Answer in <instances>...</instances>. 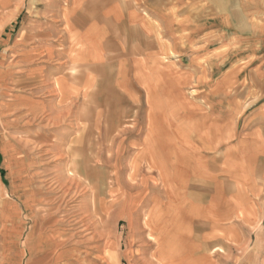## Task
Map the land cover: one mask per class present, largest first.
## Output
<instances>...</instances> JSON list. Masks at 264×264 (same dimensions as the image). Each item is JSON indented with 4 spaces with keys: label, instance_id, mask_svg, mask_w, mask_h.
Returning a JSON list of instances; mask_svg holds the SVG:
<instances>
[{
    "label": "crops",
    "instance_id": "obj_1",
    "mask_svg": "<svg viewBox=\"0 0 264 264\" xmlns=\"http://www.w3.org/2000/svg\"><path fill=\"white\" fill-rule=\"evenodd\" d=\"M0 44V264L76 258L75 248L56 253L45 189L48 173L67 171V155L99 156L77 143L98 135L103 107L144 109L107 120V132L141 126L132 157L158 173L177 207L176 229H155L145 214L158 246L151 261L196 264L174 248L191 223L204 234L222 221L216 233L235 244L259 230L258 183L233 173L264 171V0H0ZM211 196L223 199L220 215L204 206ZM121 215L134 227L131 207Z\"/></svg>",
    "mask_w": 264,
    "mask_h": 264
},
{
    "label": "rangeland",
    "instance_id": "obj_2",
    "mask_svg": "<svg viewBox=\"0 0 264 264\" xmlns=\"http://www.w3.org/2000/svg\"><path fill=\"white\" fill-rule=\"evenodd\" d=\"M4 62L10 65L9 59ZM6 96L10 98L9 91ZM81 115V125L88 127L86 121L91 117L90 109H81ZM98 115L100 121L105 122L100 124L98 135L91 138L88 132V137L79 141L77 146L91 150L97 148L99 156L90 157L91 160L86 161L87 156L67 155L63 161L67 165L66 172L48 173L49 185L44 189L51 197L46 207L50 208L52 218L45 221V226L61 234L57 239L59 244L55 249L56 253L61 249L75 248L77 256L67 264H156L154 254L157 246L150 238V227L145 223V214H152L155 229L169 223H172V229H176L177 207L169 203L172 197L158 180V173L144 162L141 163L142 166H138V158L132 157L134 149L140 147L138 137L142 136L141 126L126 120L116 129V134H110L107 132L110 124L106 123L119 116L143 118L144 109L131 108L129 111L122 106L103 107L99 108ZM74 116L73 111L66 117V121H73ZM126 128H131L130 134L124 132ZM82 134L85 136V133ZM110 151L115 152V155L110 156ZM110 160L115 164L113 171L106 169L107 161L110 163ZM133 160L137 164L135 169H132ZM75 163H82L84 169L81 172L73 170ZM90 165H96L99 170L90 169ZM68 172V176L75 180L67 178ZM209 174L214 180L225 175L219 171ZM233 175L241 176V179L246 176L258 183V199L264 212V171ZM80 179L83 182H79ZM209 185L213 194L212 187L215 184L212 182ZM211 200L215 202L204 205L205 208L211 214L220 215L225 208L223 199L211 196ZM124 206L132 208L135 216L133 229L129 227L128 216L121 215ZM36 222L41 224L42 221ZM260 222L262 225L259 230L254 233L245 230L244 235L237 237V244L216 233L222 228V221L211 220L210 233L205 230L204 234L198 233L203 231L201 226L191 223L190 234L182 237L174 248L180 252V256L195 259L196 264H264V218ZM55 255H52V262Z\"/></svg>",
    "mask_w": 264,
    "mask_h": 264
},
{
    "label": "bare ground",
    "instance_id": "obj_3",
    "mask_svg": "<svg viewBox=\"0 0 264 264\" xmlns=\"http://www.w3.org/2000/svg\"><path fill=\"white\" fill-rule=\"evenodd\" d=\"M135 168V167H134ZM19 170V169H18ZM68 174H69V172L66 174L67 175V178H71L72 180H75V178H72L71 176H68ZM70 175V174H69ZM81 181V179L79 180V182ZM81 182H83V181H81ZM78 183V182H77ZM83 185V184H82ZM88 186V185H87ZM89 187V186H88ZM172 191V190H171ZM138 205V204H137ZM131 211V210H130ZM240 211V213H241V210H239ZM124 213V212H123ZM239 214V213H238ZM241 215V214H240ZM132 216V215H131ZM129 220H130V218H129ZM133 220V219H132ZM147 221V220H146ZM130 222V221H129ZM147 224V223H146ZM133 227V226H132ZM131 227V228H132ZM149 227H151V226H149ZM130 228V229H131ZM89 229V228H88ZM151 229V228H150ZM153 232V231H152ZM159 232V231H158ZM41 236V235H40ZM153 237V236H152ZM230 238V237H229ZM234 242V241H233ZM99 247V246H98ZM157 248H158V246H157ZM157 250V249H156ZM156 253H157V251H156ZM68 254V253H67ZM64 255V254H63ZM158 256V255H157ZM157 259V258H156ZM69 262V261H68ZM110 263V262H109ZM67 264V263H66ZM77 264V263H76Z\"/></svg>",
    "mask_w": 264,
    "mask_h": 264
}]
</instances>
